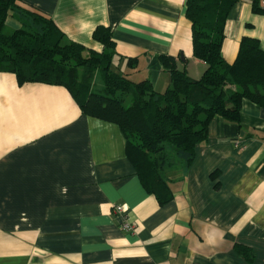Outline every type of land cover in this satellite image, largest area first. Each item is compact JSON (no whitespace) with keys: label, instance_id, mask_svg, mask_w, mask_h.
<instances>
[{"label":"crops","instance_id":"0c3cea01","mask_svg":"<svg viewBox=\"0 0 264 264\" xmlns=\"http://www.w3.org/2000/svg\"><path fill=\"white\" fill-rule=\"evenodd\" d=\"M16 1L86 48L101 50L92 32L108 27L116 70L159 91L170 84L160 54L193 78L204 70L193 56L186 0ZM20 20L10 13L6 27ZM242 36L264 49V14L251 0L227 14V62ZM125 144L117 124L82 113L64 86L19 84L0 72V264H264V107L243 99L239 122L214 116L192 161L177 154L164 169L171 197L163 203ZM117 204L134 229L121 226Z\"/></svg>","mask_w":264,"mask_h":264},{"label":"trees","instance_id":"16d2710c","mask_svg":"<svg viewBox=\"0 0 264 264\" xmlns=\"http://www.w3.org/2000/svg\"><path fill=\"white\" fill-rule=\"evenodd\" d=\"M236 1L186 0L193 56L204 63V70L193 78L177 67L174 57L160 54L170 84L159 91L149 79L135 81L112 67L116 52L108 27L98 25L92 32L101 50L86 48L67 40L56 23L38 10L24 8L16 0H0V72L13 73L19 84L64 86L82 113L117 124L136 173L163 203L171 197L164 169L175 163L177 154L187 164L192 161L214 116L239 122L243 99L264 107V49L258 38L242 36L232 63L222 56L225 20ZM251 9L264 14L260 0H251ZM10 13L19 16L21 26L7 33ZM128 62L134 65L136 58ZM95 71L103 82L101 91L94 88ZM125 96H130L128 104Z\"/></svg>","mask_w":264,"mask_h":264},{"label":"rangeland","instance_id":"374dc122","mask_svg":"<svg viewBox=\"0 0 264 264\" xmlns=\"http://www.w3.org/2000/svg\"><path fill=\"white\" fill-rule=\"evenodd\" d=\"M5 32H7V33H9V32H11L12 30L11 29H8L7 27H5V30H4ZM112 67L114 68V69H117L116 68V66H115V64H113L112 65ZM119 68L120 69H124L123 67H121V66H119ZM124 71V70H123ZM92 80H93V83H94V88H95V90L96 91H101V89H98L100 86H102L103 85V83H102V80H101V77H100V74L98 73V72H94L93 74H92ZM125 103H129L130 102V96H125ZM167 146V150H168V152L169 153H173V150H174V148L170 145V144H167L166 145ZM173 149V150H172ZM172 150V151H171ZM178 158H179V156H176L175 157V159L176 160H178Z\"/></svg>","mask_w":264,"mask_h":264},{"label":"built area","instance_id":"2783aa9c","mask_svg":"<svg viewBox=\"0 0 264 264\" xmlns=\"http://www.w3.org/2000/svg\"><path fill=\"white\" fill-rule=\"evenodd\" d=\"M115 211L122 214L124 217V221L122 222L121 226L127 230L129 229H134V224L130 223L127 219H126V215H125V211L122 205L117 204L115 206Z\"/></svg>","mask_w":264,"mask_h":264}]
</instances>
